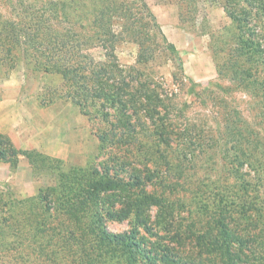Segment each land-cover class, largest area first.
<instances>
[{
    "label": "rangeland",
    "instance_id": "374dc122",
    "mask_svg": "<svg viewBox=\"0 0 264 264\" xmlns=\"http://www.w3.org/2000/svg\"><path fill=\"white\" fill-rule=\"evenodd\" d=\"M54 1L64 4L54 7ZM224 5L223 0H0V17L16 22L18 30L23 26L24 33L39 12L49 18V28H40L41 37L32 39V52L38 54L27 63L20 52L14 68L0 74V139L4 142L0 149L13 154L7 160L0 156V216L16 214L13 224L0 218V240L6 235L7 241L6 245L0 242V264H33V260L12 259L13 245L8 247L18 242L12 236L18 227L27 235L24 250L31 251L35 233L26 217L37 221L34 229L41 234L36 235H43L46 225L54 227L53 248L64 250L58 235H65V225L77 228L62 213L78 202L84 174L95 169L133 182L136 194L143 189L164 191L175 202L170 234L140 229V235L155 240L176 235L177 228L183 235L203 231L218 213L216 205L222 202L229 180L236 181L230 173L233 159H244L235 147L245 144L228 127H240L242 121L248 125L246 155L253 154L256 144L264 145L263 77L244 86L229 74L218 73L237 33ZM149 13L156 16L161 33ZM56 24L67 36L53 39ZM132 24L142 32L140 40L133 38ZM64 39L69 44L60 49ZM167 42L176 46L178 54L166 48ZM72 43L76 49L70 47ZM52 52L55 58L46 61ZM62 55L66 64L75 58L120 69L117 83L125 78L131 86L130 94L122 96L126 107L105 99L91 100L84 109L74 103L68 96L71 82L64 81L57 69L48 68ZM122 113L129 115V124L121 121ZM103 134L110 137L104 143ZM164 134H169V146ZM245 170L252 178L258 175L250 166ZM63 175L71 181V192L66 189L60 194L57 185ZM54 187L57 191H50ZM116 206L120 214L131 210L119 200ZM48 207L57 208L49 210L58 213L56 219L43 218ZM157 212L156 207L150 210L152 215ZM132 217H107L105 223L111 231L129 232ZM163 245L174 247L166 241Z\"/></svg>",
    "mask_w": 264,
    "mask_h": 264
},
{
    "label": "trees",
    "instance_id": "16d2710c",
    "mask_svg": "<svg viewBox=\"0 0 264 264\" xmlns=\"http://www.w3.org/2000/svg\"><path fill=\"white\" fill-rule=\"evenodd\" d=\"M223 1L237 33L233 38L234 44L229 45L227 49L228 56L225 63L217 67L218 73L220 75L229 74L232 81L244 86L254 84L258 77H263L264 84V0ZM51 3H54V7L60 8L64 4L62 1ZM42 13L43 11L39 14L35 13L36 21L27 26L26 33L21 31L23 26H18L20 28L18 30L16 22L11 23L0 17V74L7 67L14 68L20 52L27 63L38 54L36 51L32 52L31 48H34L32 39L41 37L39 35L40 28H49V26L47 27L49 18L43 16L44 13ZM148 16L161 33L156 16L152 13H149ZM133 26L135 29L133 38L140 40L139 37L142 35H139L142 32L138 31L133 24L129 28L132 29ZM58 27L60 28V24L53 27V32H55L53 39L67 36L60 32ZM66 31V34L69 35L68 29ZM163 39L166 40V37ZM60 41V49L67 43L69 44L68 39ZM74 45L72 43L70 47L76 49ZM166 48L172 53L178 54L173 43L167 42ZM46 56L48 57L46 61H50L51 58H55L56 54L52 52V55ZM65 58L62 55L57 59V63L55 60L56 64L53 63V67L48 68L49 70L57 69L56 71L64 81L71 82L70 88L72 86L73 89H70L68 96H71L74 103L84 109L91 100L105 99L112 104L121 103L123 105L120 104L121 109L126 107L122 96L130 94L128 89L131 86L129 82L125 81V78H121L117 83L121 77L119 74H122L120 69L106 65V68H102L104 64L99 65L93 60L94 63L84 64L83 61L79 62L75 58L66 64ZM261 73L263 75H260ZM257 90L259 91L258 88ZM261 95L263 96L262 92ZM147 100L149 99L147 98ZM128 116L126 113L120 115L124 125L129 124ZM122 118L126 120L124 121ZM166 129L167 127L163 126V131ZM228 129H232L235 134L241 136L245 146L240 145L236 148L234 145L233 148L239 149L244 159H238L239 157L233 159L235 166L230 173L236 177V181L231 182L228 175L230 185L221 198L222 202L216 205L218 213L213 214L211 221L203 231L196 235L193 231L190 232V235H183L179 228L174 232L176 235L157 236L155 240L150 239L147 235H140V229L145 231L164 230L165 233L170 234L175 220L173 205L175 202L169 200L164 191L158 193L143 189L136 194V191L133 190V182L126 181L120 175H112L109 170L100 173L95 169L89 175L84 174L85 185L78 192V202L69 205L62 213L66 214V218L74 222L77 228L75 231L70 224L65 225L67 228L65 235L62 232H60L61 235H58L61 236L60 242L64 243V250L63 248L62 251L53 248L55 246L54 234L56 233V230H53L54 227L46 225L48 229L42 231L43 235H36L40 233L39 229H34L35 226H38L36 225L37 221L31 222L30 218L26 217L28 225L32 226H30L32 228L30 231L35 233L32 235L34 244L31 251L24 250L22 244L25 243L24 238L27 235H22L24 231L18 230L16 227V230H12V236L18 242L13 244L12 241L8 245V247L13 245L12 250L15 251V255L12 257V254H7L14 260H33V264H264V145L261 143V147H259L260 144H256L253 154L246 155L249 154L245 153L249 141L244 134H247L248 125L242 121L240 127H228ZM168 135H163L166 146L170 145ZM100 138L104 143L110 137L103 134ZM113 138L114 135L111 139ZM3 145L4 142L0 139V147ZM8 154H12V152L0 149L2 159L7 160ZM165 161L172 166L169 160L165 159ZM246 165L250 166L252 172L258 175L252 178V174L245 170ZM157 174L159 175V173ZM60 182L62 183L57 185L61 187L60 194L68 192L66 189L70 191L71 181L69 178L63 175ZM53 190L57 191L55 187L50 189V191ZM121 195L125 201L121 199ZM42 200L46 201L45 198ZM118 200L128 205V208L131 207V210H126V212L123 210V213L120 214L118 210H115ZM180 200V204L184 205V201ZM152 207H156L158 210L155 215L150 213ZM48 208L47 215H44L43 218L45 220L52 217L56 219L58 213L54 215L49 212L51 207ZM1 209H6V205ZM56 209L52 207L51 210ZM132 213H134V217H132ZM119 215L123 218L132 217L133 226L129 232L117 233L107 227L105 219ZM14 217L16 214L0 216L2 219L6 218L5 221H9L11 224H13ZM9 226L12 228V225ZM5 236L0 240L1 245L7 244ZM165 241L174 247L164 246L163 242ZM46 245L49 247L47 248ZM188 245H190L189 250L183 253Z\"/></svg>",
    "mask_w": 264,
    "mask_h": 264
}]
</instances>
